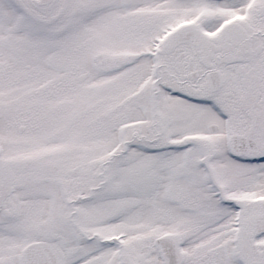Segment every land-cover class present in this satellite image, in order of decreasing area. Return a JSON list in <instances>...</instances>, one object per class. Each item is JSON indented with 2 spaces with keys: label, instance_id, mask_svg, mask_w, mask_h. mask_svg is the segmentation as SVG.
<instances>
[{
  "label": "snow or ice",
  "instance_id": "1",
  "mask_svg": "<svg viewBox=\"0 0 264 264\" xmlns=\"http://www.w3.org/2000/svg\"><path fill=\"white\" fill-rule=\"evenodd\" d=\"M0 264H264V0H0Z\"/></svg>",
  "mask_w": 264,
  "mask_h": 264
}]
</instances>
